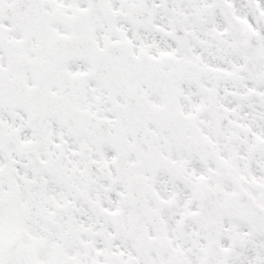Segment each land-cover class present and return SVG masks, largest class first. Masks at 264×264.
Returning a JSON list of instances; mask_svg holds the SVG:
<instances>
[{"label":"snow or ice","instance_id":"1","mask_svg":"<svg viewBox=\"0 0 264 264\" xmlns=\"http://www.w3.org/2000/svg\"><path fill=\"white\" fill-rule=\"evenodd\" d=\"M0 264H264V0H0Z\"/></svg>","mask_w":264,"mask_h":264}]
</instances>
